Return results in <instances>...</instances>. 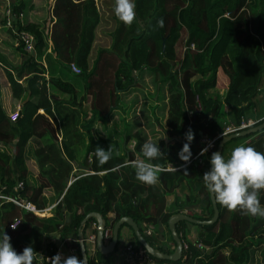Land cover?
I'll list each match as a JSON object with an SVG mask.
<instances>
[{"label":"trees","instance_id":"trees-1","mask_svg":"<svg viewBox=\"0 0 264 264\" xmlns=\"http://www.w3.org/2000/svg\"><path fill=\"white\" fill-rule=\"evenodd\" d=\"M17 1L13 9L21 12V0ZM134 3L135 21L131 26L118 21L113 12L115 27L110 34V46L97 50L90 66L87 55L99 22L94 0H52L44 22L17 23L19 29L32 34L34 53L26 54L25 61L16 68L17 73L25 76L24 81L19 82L10 68L2 69L10 96L19 100V109L12 119L14 111L7 112L1 104L0 85V191L10 193L21 181L19 193L37 208L60 197L46 218L0 201V234L4 232L10 237L17 253L28 246L35 251L50 235H56L75 247L80 260L76 232L81 218L92 211L99 213L104 226L109 228L119 217H130L151 246L171 253L174 243L169 233L173 247L156 246L144 234L140 223L157 220L166 225L174 213L166 206L167 195L173 192L176 198L190 200L191 195L182 196L177 187L184 181L191 191L195 182L202 181L220 137L203 155L199 153L197 159H192L204 145L201 138H213L225 126L237 125L256 109L264 76V0H134ZM161 19L163 27H158L157 21ZM181 31L183 50L177 57ZM47 43L55 63L62 68L74 63L79 68L75 76L83 82L84 93L90 95L89 116L74 104L77 92L70 83L57 76L46 79L43 76L45 69L35 57L42 54ZM16 48L21 50L18 44ZM144 71L153 75L156 85L163 84L166 89L165 138L152 142L163 153L162 158L152 161L163 168L154 186H145L135 178L133 163L143 159L140 149L146 142L137 132L124 133L120 146L119 142H107L104 134L98 132L102 136L95 140L90 133L96 120L103 124L109 112L119 110L120 93L128 92L135 77ZM216 87L224 89L221 97L207 92ZM51 89L58 90V95ZM222 107L226 108V119L221 121ZM189 129L194 139L190 161L185 164L178 153ZM31 137L41 142L39 148L32 150L40 182L37 186L26 178L23 152ZM131 138L133 146H127ZM231 141L264 152V128L226 141L222 155ZM110 145L112 157L101 164L95 149L107 151ZM119 147L121 153L114 152ZM90 151L91 155L86 154ZM72 164L85 165L91 173L72 172ZM167 166L170 168L164 169ZM71 173L73 180L67 184ZM46 186L51 187L52 196L42 194ZM198 193L203 194L206 213L194 218L207 220L212 209L204 185ZM260 203L264 206V190ZM216 206L218 216L214 223L196 224L199 229L195 242L207 250L185 239L180 230L185 221H179L175 231L182 244L181 256L176 261L154 258L158 264H249L251 251L259 246L264 258V218ZM108 212L113 217L108 218ZM15 218L17 227L9 229ZM93 222L94 218H89L84 223L83 236ZM132 238L139 246L133 234ZM117 246L118 237L113 252ZM111 253L103 255L95 250L94 257L104 264ZM90 260L88 257V264Z\"/></svg>","mask_w":264,"mask_h":264},{"label":"crops","instance_id":"crops-1","mask_svg":"<svg viewBox=\"0 0 264 264\" xmlns=\"http://www.w3.org/2000/svg\"><path fill=\"white\" fill-rule=\"evenodd\" d=\"M94 1H95L96 9L98 11L99 22L97 23V25L94 28L93 41H92L89 53L87 55V64L89 66L91 65L93 59L95 58L97 50L102 49V48H108L110 46V43H111L110 34L115 27V21L111 15L112 9L114 6V0H94ZM51 3H52V0H50V2H49V7H50ZM29 8H30V6H29ZM32 8L33 7H31L30 9H32ZM100 10L103 11V14L100 13ZM108 12H110V16H109ZM109 19H111L110 25H106V24H109ZM26 21L41 22L39 20H31L30 18L26 19ZM23 22H25V21H23ZM104 23H106V24L104 25ZM101 27H102V29H101ZM11 35H10L8 30L3 31L2 29H0L1 104L7 112H10L12 110L13 111L18 110L19 109V100L13 99L10 96V92L8 90L7 83L5 82V77L2 73V69L3 68H6V69L10 68L11 71H13V73L15 75H17V80L19 82H22L25 79V76H22L21 74L16 72V68L17 67L19 68L22 65V63L25 61L26 54L22 53L21 50L16 48L15 40L11 37ZM6 37H9L10 40L7 41ZM103 38H106L105 44H104ZM100 43H102V44L100 45ZM106 43H107V45H106ZM11 58H13V60ZM35 60L38 61L39 63H41L42 66L44 67L45 71L43 73V76L45 77V79L48 78V76H54V77L57 76L62 81L68 82L73 86V88L77 92V100H76V102H74L75 105H78L81 107V105H79V104H80V101H82L83 95H88L90 97L89 94L84 93L83 82L80 80V78L75 76L76 74H74L69 69L68 66L65 68H62L59 64L55 63L54 58H53V54L51 53L50 48H49V43L46 44V47L43 50L42 54L39 57H37V56L35 57ZM223 91H224L223 88H217L216 87L214 89H209L207 92L209 94H214V95H217L218 97H221L223 94ZM51 92L55 96L58 95V90H56V89H51ZM79 98H81V99L79 100ZM89 103H90V99L88 101V107H89ZM38 112L41 113L42 111L39 109ZM225 112H226V108L222 107L221 111H220L219 120L222 121V120L226 119V116H225L226 113ZM87 116H89V114ZM246 118L249 120H252L253 122H259L262 120V118H264V77H263L262 82H261L260 91H259L257 98H256V109H255V111L248 113ZM99 124H101V123L98 120H96L94 122V124L92 125L91 130H90V133L92 134V136L95 140H96L97 136H102V135H98L97 127ZM239 145H241V142H239V141L229 142L225 146V151L223 153V156L225 158H227L229 156V154L231 153V151L233 150V148L236 146H239ZM40 146H41V142L36 137H31L27 141L26 145L24 146V152L23 153H24L25 165L27 167L26 178L29 180V182L31 180L30 176L33 178V180H31V182H30V184L32 183L31 185H33V186L39 185L40 182L38 179L37 167H36L35 161L32 157V150L39 148ZM114 152L121 153L120 147L117 148L116 150H114ZM83 153H84V151L82 150L81 154H83ZM86 154L91 155L92 151H90L89 153L87 152ZM26 155L29 156L28 159L26 158ZM27 160L31 161V167L33 170L32 171L33 175L29 174ZM74 171H79V172H83V173H86V172L91 173V171H88V169L86 168L85 165H76V164L73 165L72 164V172H74ZM72 180H73V177H72V173H71V175L68 178L67 184L69 182H71ZM202 185H203L202 181L195 182L193 184L192 190L190 191L188 189L187 185L185 184V182L184 181L181 182L177 187V191H178V193L182 194V196L190 194L191 195L190 200H186L185 198H182V199L176 198V195L172 192V193L168 194L166 197L167 208H170L172 211H174V213L187 214V215L192 216L193 218H194V216L205 214L206 213V204L204 201V197H203L202 193H198V190L202 187ZM47 187H50V186H47ZM45 189L46 188L44 187L43 192H42V194L45 197H49L50 195L51 196L53 195L51 187H50L51 194L49 196H46V194L44 193ZM57 200L58 199L55 198L52 203L46 204L45 207L51 206L53 203L55 204ZM0 201H2V200H0ZM54 204H53V206H54ZM53 206H52V208H53ZM45 207H41V208H45ZM41 208H39V209H41ZM51 212H52V209H51ZM45 213H47V214L43 218L49 217L51 215L50 211L45 212ZM106 216L108 218H111V217H113V214L111 212H108ZM106 225H109V224L106 222ZM140 226L143 228V230H145L146 227L151 229L152 233L149 237L151 238V241L153 242L154 245L160 246V247H165V248H172L173 247V244L169 240V237H168L169 232L167 230V226L164 225L163 223H159L157 220H150L147 222H144V221L141 222ZM198 229L199 228L196 224L189 223L186 221L183 225L180 226V230L184 233L185 239L188 240L190 243H195V246L197 244V242H195V241L197 240ZM92 230H93L92 224H90V226L85 231V235L83 236V239H85L88 234L93 233ZM47 240L55 242L57 240V237L55 235H50ZM104 242L106 243L108 241H104ZM125 242H133V238H132V231H131L130 227L123 224V225H121V227L118 230V246L114 252H113V250H112V253L110 252L111 255L112 254H114V255L109 256L104 264H121V259H120V255H119V248ZM85 250H86V254H87V259H88V257H89V259L96 258V257H94L95 250L92 252V250L90 248V244H88V243L86 244ZM204 250H207V249H204Z\"/></svg>","mask_w":264,"mask_h":264},{"label":"clouds","instance_id":"clouds-1","mask_svg":"<svg viewBox=\"0 0 264 264\" xmlns=\"http://www.w3.org/2000/svg\"><path fill=\"white\" fill-rule=\"evenodd\" d=\"M113 12L118 21L131 26L135 21L134 0H114ZM157 26L163 27L162 19L157 21ZM193 139L194 133L189 129L185 134L186 142L178 153V158L185 164L191 158L190 145ZM205 151L207 149H202L200 154L203 155ZM140 152L143 159L133 163L135 178L145 186H154L159 180V165L152 161L162 158L163 153L157 143L147 141L141 146ZM112 154L111 145L107 151L95 149V156L101 164L111 159ZM210 165L202 182L217 205L228 212L239 211L244 216L264 218V206L260 203V193L264 190V152L239 145L233 148L227 158L219 152H213ZM17 225L11 227L15 229ZM36 254L31 246L17 253L10 243V237L4 232L0 234V264H34ZM49 264H87V256L81 261L76 256L65 259L57 254Z\"/></svg>","mask_w":264,"mask_h":264},{"label":"rangeland","instance_id":"rangeland-1","mask_svg":"<svg viewBox=\"0 0 264 264\" xmlns=\"http://www.w3.org/2000/svg\"><path fill=\"white\" fill-rule=\"evenodd\" d=\"M49 2L50 0H21L22 21H26V19L30 18L31 20L44 22L48 18ZM4 5L5 2L3 0L0 1V29L3 31L6 30L3 26L2 18ZM29 6L30 8H33L30 9ZM100 13L103 14V11L100 10ZM108 13L110 16V12ZM111 15H113V11ZM110 20L111 19H109V24L104 23V25H110ZM183 38L184 33L181 31L180 39L176 46L177 57L183 50ZM103 39L105 44L106 38ZM6 40L9 41L10 38L6 37ZM101 44L102 43H100V45ZM11 59L13 60V58ZM89 99L90 97L88 95H83L82 101H80L81 108L86 112V115L89 114ZM165 110L166 89L164 85H156L153 75L144 71L135 77L134 85L128 92L120 93L119 110L113 109L109 112L105 117L103 124L98 125L97 131L99 134H104L105 138H107V142L113 144L114 142H119V146L121 145L123 134H126V132L132 133L133 131L137 132L144 141L157 142L158 140L165 138L163 133ZM118 134H120V136H118ZM133 141L134 140L131 138L127 143V146H133ZM167 141L168 140H166V142ZM28 157L29 156L26 155L27 159ZM27 164L29 174L33 175L31 161L27 160ZM30 179L33 180L31 176ZM45 188L44 193L46 196H49L51 194L50 187L46 186ZM260 248L261 246L257 249L251 248V250H253L250 253L249 264H264V258L259 253ZM113 255L114 254L110 256Z\"/></svg>","mask_w":264,"mask_h":264},{"label":"built area","instance_id":"built-area-1","mask_svg":"<svg viewBox=\"0 0 264 264\" xmlns=\"http://www.w3.org/2000/svg\"><path fill=\"white\" fill-rule=\"evenodd\" d=\"M5 2L4 9H3V26L6 30L9 31L15 37V43L20 45V49L25 54H33L34 53V39L31 33L26 30L19 29L17 27V23L22 25V13L20 11H15L13 9L14 5L18 3L17 0H3ZM192 48V44L189 45ZM69 69L74 73L78 74L80 72L79 68L74 63L68 64ZM16 111L11 114V118L14 119L16 116ZM254 122L249 119H241L237 125H227L224 129L218 133L213 138L202 137L201 141L204 142L203 147L199 150V152L192 157V159H197V155L201 153L202 149H210L212 147L213 141L224 134L233 133L242 129H245L252 125ZM133 144V143H132ZM199 162V159H198ZM170 167H165L164 169H169ZM163 169L159 167V170ZM22 188V182H17L12 187V192H1L0 191V200L8 201L13 203L15 206L19 208L20 211L29 212L38 218H43L47 213H51L52 206H47L45 208H37L34 203L30 200L26 199L25 196L19 193L20 189ZM18 223V218H15L10 224L9 229H13L11 225H16ZM92 229L94 230L93 233H90L84 239V242L90 244V248L92 252L95 250L94 246V237H95V228L96 223L93 222ZM144 234L150 236L151 229L146 227L143 230ZM111 235V228L103 227L102 229V239L104 241H108ZM56 236V235H55ZM55 242L45 240L44 243L41 245L40 248L35 250L36 257L34 260V264H49V261L52 257H55L59 254L62 258H68L70 256H77L76 249L74 246L66 243L65 239H60L58 236ZM185 246V245H184ZM198 248H203L199 243L196 244ZM206 249V248H203ZM119 255L121 259V264H158V262L151 257L146 251L141 247L137 246L134 242H125L119 248ZM89 264H101L97 261L96 258H91Z\"/></svg>","mask_w":264,"mask_h":264},{"label":"water","instance_id":"water-1","mask_svg":"<svg viewBox=\"0 0 264 264\" xmlns=\"http://www.w3.org/2000/svg\"><path fill=\"white\" fill-rule=\"evenodd\" d=\"M162 46H163V40H162ZM263 128H264V121L254 126H250V127H247L245 129H242V130H239L233 133L224 134L217 141L214 152L220 153L223 144L230 139L244 136L249 133H254ZM210 167L211 165L209 164L207 171L210 170ZM208 197H209L210 205L212 209V215L209 219L199 220V219L193 218L190 215L183 214V213H173L168 217L166 221V226H167V230L169 232L170 238L172 242L174 243V248L171 253L162 252L158 250L157 248H155L154 246H151L145 240L144 236L139 231L136 223L128 216H121L112 224L110 239L108 240V242L105 243L102 239V229L104 227L103 218H101V216L97 212H93V211L88 212L81 218L79 222V227L77 228V232H76V241L78 245V252L80 255V260L83 261L85 257L87 256L86 250H85L84 239H83L82 227L89 218H94L95 223H96L94 246H95V250L98 253L106 255L112 252L117 242L118 230L122 224H125L128 227H130L132 234L136 242L138 243V245L141 246L146 251V253H148L151 257L158 259V260L176 261L181 256L182 244H181V240L179 236L177 235L175 231V224L179 221H186V222L193 223V224L206 225V224L214 223L216 221L217 216H218V209H217L214 199L212 198L209 192H208ZM87 264H88V261H87Z\"/></svg>","mask_w":264,"mask_h":264}]
</instances>
